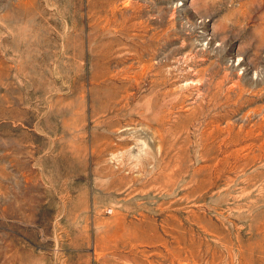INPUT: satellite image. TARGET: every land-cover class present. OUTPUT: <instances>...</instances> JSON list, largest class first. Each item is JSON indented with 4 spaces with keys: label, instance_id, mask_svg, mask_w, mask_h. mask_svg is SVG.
Here are the masks:
<instances>
[{
    "label": "rangeland",
    "instance_id": "1",
    "mask_svg": "<svg viewBox=\"0 0 264 264\" xmlns=\"http://www.w3.org/2000/svg\"><path fill=\"white\" fill-rule=\"evenodd\" d=\"M0 264H264V0H0Z\"/></svg>",
    "mask_w": 264,
    "mask_h": 264
}]
</instances>
